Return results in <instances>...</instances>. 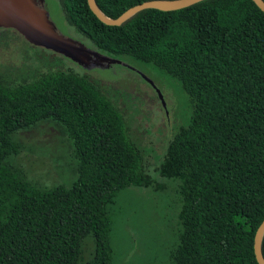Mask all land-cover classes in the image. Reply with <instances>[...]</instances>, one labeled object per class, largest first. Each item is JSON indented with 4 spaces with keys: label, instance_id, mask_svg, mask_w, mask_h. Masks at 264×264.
<instances>
[{
    "label": "trees",
    "instance_id": "16d2710c",
    "mask_svg": "<svg viewBox=\"0 0 264 264\" xmlns=\"http://www.w3.org/2000/svg\"><path fill=\"white\" fill-rule=\"evenodd\" d=\"M144 1L95 0L111 18ZM60 5L67 24L101 53L179 81L191 111L175 125L153 175L127 118L94 77L53 70L12 84L0 75V264H112L110 208L129 188L150 185L177 198L168 264H258L263 11L253 0H201L107 25L87 0ZM44 120L70 148L69 184L40 185L15 159L23 149L15 134ZM260 247L264 258V233Z\"/></svg>",
    "mask_w": 264,
    "mask_h": 264
},
{
    "label": "rangeland",
    "instance_id": "374dc122",
    "mask_svg": "<svg viewBox=\"0 0 264 264\" xmlns=\"http://www.w3.org/2000/svg\"><path fill=\"white\" fill-rule=\"evenodd\" d=\"M44 1L61 31L94 48L67 24L60 0ZM69 69L87 73L100 82L127 118L133 138L139 141L136 142L147 157L146 170L153 174L154 164L162 157L175 125L186 123L191 111L179 81L139 62L80 64L32 44L17 30L0 25V75L7 82L16 84L43 72ZM15 137L23 146L15 159L32 180L43 186L69 184L74 176V160L64 136L52 121L21 129ZM128 191L118 205L110 208L114 219L110 234L112 264H168L167 254L177 232L175 193L154 185ZM86 248L91 249L89 242Z\"/></svg>",
    "mask_w": 264,
    "mask_h": 264
},
{
    "label": "water",
    "instance_id": "95a60500",
    "mask_svg": "<svg viewBox=\"0 0 264 264\" xmlns=\"http://www.w3.org/2000/svg\"><path fill=\"white\" fill-rule=\"evenodd\" d=\"M199 1L201 0H148L127 8L115 18L106 16L99 9L95 0H87V4L103 23L120 25L143 9L176 10ZM253 2L264 13V1L253 0ZM0 25L17 30L24 39L32 44L51 49L80 64L90 61L98 66H107L110 63L121 62L119 59L101 53L97 49L87 46L81 40L61 31L51 19L44 0H0ZM263 233L264 219L257 227L253 240L254 255L258 264H264L260 247Z\"/></svg>",
    "mask_w": 264,
    "mask_h": 264
}]
</instances>
